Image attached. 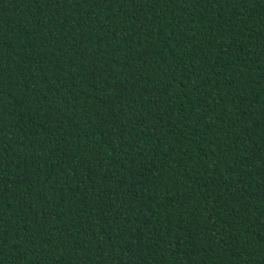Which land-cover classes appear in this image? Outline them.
Instances as JSON below:
<instances>
[{
	"label": "trees",
	"instance_id": "obj_1",
	"mask_svg": "<svg viewBox=\"0 0 264 264\" xmlns=\"http://www.w3.org/2000/svg\"><path fill=\"white\" fill-rule=\"evenodd\" d=\"M0 264H264V0H0Z\"/></svg>",
	"mask_w": 264,
	"mask_h": 264
}]
</instances>
